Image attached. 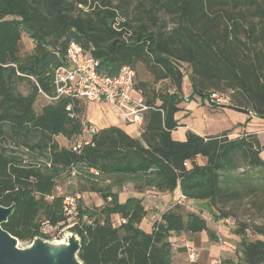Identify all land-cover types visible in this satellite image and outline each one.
Returning <instances> with one entry per match:
<instances>
[{"label":"trees","instance_id":"16d2710c","mask_svg":"<svg viewBox=\"0 0 264 264\" xmlns=\"http://www.w3.org/2000/svg\"><path fill=\"white\" fill-rule=\"evenodd\" d=\"M23 34L33 44L24 54ZM70 43L97 60L105 76L142 66L154 84L167 83L154 90L135 77L148 107L139 136L115 126L85 135L84 102L49 100L55 97L53 70ZM183 65L192 88L189 99L209 101L212 93L230 91L229 107L264 120V0H0V206H14L2 229L27 244L34 238L53 240L40 232L42 223L58 227L55 235L65 229L80 239L82 264H171L172 238L205 233L217 242L215 231L199 213H184L177 203L147 233L140 228L147 215L142 200L119 202L123 186L130 184L137 193L170 194L178 188L186 200L213 210L250 199L264 219V143L255 133L232 137L229 130L200 137L188 131L183 142L172 138L184 101ZM38 98L46 104L36 112ZM81 141L87 144L73 152ZM5 146L26 149L31 157L49 153L51 167L25 166ZM65 175L80 189L58 196L57 181ZM82 193L98 195L102 205L88 208L79 200L69 223L63 199ZM214 211L215 222L230 214ZM250 228L261 239L251 240ZM235 235L238 259L219 264H264V226L240 224Z\"/></svg>","mask_w":264,"mask_h":264},{"label":"built area","instance_id":"2783aa9c","mask_svg":"<svg viewBox=\"0 0 264 264\" xmlns=\"http://www.w3.org/2000/svg\"><path fill=\"white\" fill-rule=\"evenodd\" d=\"M98 66V61L92 58L82 47L76 43H70L66 48L61 64L53 70L52 85L55 97L49 100L68 98L88 103H104L113 109L121 122L132 126L139 136L142 131L143 115L148 107L141 92L135 88L134 70L130 67H123L115 76L109 77L99 73ZM209 102L217 106H224L227 99L218 93H212L209 96ZM82 131L88 136L98 132L90 124L83 125ZM86 144V141L78 142L72 147V151L79 153ZM5 148L8 155L19 157L25 166L35 169L51 167L49 153L45 154L44 157H31L26 149H18L13 146H5ZM89 174L95 177L99 176V173L93 169L89 170ZM71 176H75L74 171ZM79 200H81L79 194L66 196L63 199V213L69 223L74 221ZM178 204L192 210L196 202L181 197ZM57 228L52 227L49 223H42L40 232L47 236L52 235L53 240H56L59 239L61 233L66 231L62 229L55 235L54 232Z\"/></svg>","mask_w":264,"mask_h":264},{"label":"rangeland","instance_id":"374dc122","mask_svg":"<svg viewBox=\"0 0 264 264\" xmlns=\"http://www.w3.org/2000/svg\"><path fill=\"white\" fill-rule=\"evenodd\" d=\"M32 48H33L32 42L23 34L22 42H21V53L22 54L29 53L32 50ZM182 69H183L185 74H184L183 83H182V97H183L184 101L181 104L190 102L191 103L190 105L192 107H194V106L197 107L198 110L194 111V113L191 112L189 114H186L185 111L180 110V112L176 115V118L179 120V122L181 124H187V122L188 123L192 122L195 129H198L199 131H203L204 133H210L212 135H215V134L223 131L225 129L224 127L227 126L226 118L223 115H213L214 113H212V111L210 110L212 105L208 101V99H205L202 101L197 96H194V98L189 99L190 96L192 95V88H191V85L189 82L188 69L184 65H183ZM135 72H136V83H139V82L148 83L150 85V87L154 90L162 89L167 84L166 82H160V83L154 84L152 77L142 66L137 67L135 69ZM19 91L22 94H25L27 91V87L25 85H21L19 87ZM218 94L221 95L222 97H224L225 99H227V103L225 104V106L230 104V98L232 96V92H230V91H221L220 92L219 91ZM186 99L190 100V101H186ZM45 104H46V101L43 98H38V100L34 106L35 111L39 112L40 109ZM84 104H85L84 117H85L86 121L92 123L93 125H97V127L102 126L104 118L106 120L107 114L109 113L107 105H105L104 103H102V104L88 103L86 101L84 102ZM203 114H204V117H203ZM255 127H256V129L254 131L255 134L257 136H259L258 137L259 140L262 143H264V127H262L259 124H257V126H255ZM121 128L123 130H125L127 133H129V135L131 137L137 136L136 131L130 125L121 126ZM5 131L7 132V129H5ZM180 132H181V129L175 130L172 133V138L174 140L180 141V140H178V134ZM203 132H201V133H203ZM241 135H242L241 133H234L232 135V137L241 136ZM6 137H8V136H6ZM57 141H58V144L60 147H65L67 144L65 142V140L62 138L57 139ZM260 156L262 159H264V152H262V154ZM57 186L58 187H57V189H55V193L58 196L74 194V193H77L80 189V184L75 183L73 181V179H71V177H68L66 175L62 176L57 181ZM98 200L101 202V205H102V201L100 200L99 196L92 193V195H90L88 198L82 199V203H83L84 207L95 208V207L101 206V205H99V206L96 205L98 203ZM251 203H252V200L244 199L242 202L239 203V205H236V206L232 205V204L225 205V206L217 205V207H215L214 210H216L218 208H222V209H224L230 213L229 217L227 219H224V220H221L218 222L213 221L212 215H213L214 210L211 207H209L208 204H206L204 206L203 210L205 212L199 211L200 208H198L197 206L195 207V205L192 208V210L188 209L186 206H183V208H184V213L196 212V213H199L200 215L203 214V217L205 218L204 220L206 221L208 227L211 228L212 230H216L215 233L219 232L218 235L216 234V237L218 238V240H220L219 243L222 241H225L229 245V248L225 247L226 251H222V252L227 253L228 258H232L233 260H237L238 255L236 254L235 251H233L234 250L233 248H235L237 246V243L239 242L238 237L235 235V232L238 230L239 225L244 224V225L250 226V227L264 226V219L260 218L259 216L256 215L257 210L255 208H253V206H251ZM200 207H203V204H200ZM161 209L163 210L164 207H162ZM112 222L114 224H117L118 218L113 217ZM66 233H67L66 231L61 233L59 239H56L55 241L65 240L64 238H65ZM246 234L249 236V238L251 240L261 239V238L257 237L252 232L251 228L246 231ZM185 236H187V235H185ZM173 240H175V239L172 238L170 240L172 243V249H174L173 253L177 255L178 249H176V248L178 246H176L175 241H173ZM210 242H212V241H210ZM25 244L20 243L19 247H24ZM223 247L224 246H220V248H223ZM227 249H229V250L227 251ZM176 262L177 261H175V263Z\"/></svg>","mask_w":264,"mask_h":264},{"label":"crops","instance_id":"0c3cea01","mask_svg":"<svg viewBox=\"0 0 264 264\" xmlns=\"http://www.w3.org/2000/svg\"><path fill=\"white\" fill-rule=\"evenodd\" d=\"M190 104H191L190 102L183 103L179 105V108L180 110L185 111L186 114H189L191 112L194 113V111L198 110L197 107L195 106L192 107ZM107 107H108L109 113L107 114L106 120L104 118L102 126L97 127V125H93L92 123L88 121L87 122L90 125L94 126L97 130H102V129H105L111 126H115L119 128H121V126H125L126 124L121 122V120L115 114L113 109L109 105H107ZM210 110L212 111V113H214L213 115H223L226 118L227 126L224 127L225 129L223 131L215 135H219L222 132L229 131V130H232L233 133H241V134L255 133L254 132L256 129L255 126H257V124L264 127V120H260L256 118L251 113H243V112L236 111L232 109L231 107H229V105H227L226 108H218L216 106H211ZM203 117H204V114H203ZM83 118L84 120H86L84 117V114H83ZM176 120L178 121V124H179V127L177 129H181V132L178 134V140H180L181 142L185 141L186 133L188 131H191L200 137L215 136L210 133H204L203 131H199L198 129H195L192 122L190 123L187 122V124H181L177 118ZM127 134L129 135V133ZM90 195H92V193H82L80 196H81V199H85V198H88ZM129 197H135V198L142 200L143 206L145 210L147 211V215L145 219L141 222L140 228L143 231L150 233L152 223L156 220H159L160 215L164 211L170 209L173 205L177 204L179 200L181 199L182 195L178 188L170 194L158 193L153 189H147L143 191L142 193H137L133 189V186L129 184L121 188L118 194V199L120 203H123ZM200 204H203V207H200ZM206 204L208 203H196L195 207L197 206L198 208H200L201 211L205 212L203 209ZM96 205L97 206L101 205V202L98 200V203ZM162 207H164L163 210L161 209ZM201 215L203 217V214ZM218 233L219 232H216L217 235ZM174 239L175 240L173 241H175L176 246H178L176 248L178 249V251L176 255L173 253L174 252V249H173L171 264H191L192 262H196L198 264H219L221 260L228 258L227 257L228 254L222 251H226L225 247L229 248V245L225 241H222L219 243L220 240L218 239H217L218 240L217 242H210L209 238L207 237L205 233H197L194 235H187V236L181 235ZM220 246H224V247L220 248ZM228 250L229 249H227V251ZM175 261L177 262L175 263Z\"/></svg>","mask_w":264,"mask_h":264},{"label":"water","instance_id":"95a60500","mask_svg":"<svg viewBox=\"0 0 264 264\" xmlns=\"http://www.w3.org/2000/svg\"><path fill=\"white\" fill-rule=\"evenodd\" d=\"M14 210L0 206V264H82L78 258L80 239L66 231L65 240L34 238L24 247L1 227Z\"/></svg>","mask_w":264,"mask_h":264}]
</instances>
